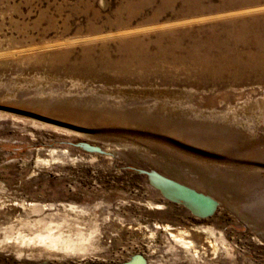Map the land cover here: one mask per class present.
Segmentation results:
<instances>
[{"label": "rangeland", "instance_id": "374dc122", "mask_svg": "<svg viewBox=\"0 0 264 264\" xmlns=\"http://www.w3.org/2000/svg\"><path fill=\"white\" fill-rule=\"evenodd\" d=\"M167 1L0 0V264H264V0Z\"/></svg>", "mask_w": 264, "mask_h": 264}, {"label": "water", "instance_id": "95a60500", "mask_svg": "<svg viewBox=\"0 0 264 264\" xmlns=\"http://www.w3.org/2000/svg\"><path fill=\"white\" fill-rule=\"evenodd\" d=\"M89 149L99 151V149L95 147H89ZM148 175L153 186L157 187L167 199L183 203L199 217L212 215L218 204L217 201L210 196L167 179L155 172H150ZM134 262L146 264V259L142 255L136 254L130 261L124 264H133Z\"/></svg>", "mask_w": 264, "mask_h": 264}, {"label": "bare ground", "instance_id": "6f19581e", "mask_svg": "<svg viewBox=\"0 0 264 264\" xmlns=\"http://www.w3.org/2000/svg\"><path fill=\"white\" fill-rule=\"evenodd\" d=\"M241 1H243V0H237V2H241ZM258 1L259 0H256V1H253V2H249V4H254V3H257ZM173 3H174V0H168L167 3H166V6L167 7H172ZM246 5L247 4H245V3H243V4L242 3L241 4H237V5H235L236 6L235 8H237V7H243V6H246ZM226 7H227L226 4L220 5V9L221 10H227L228 8H226ZM189 11L191 13H194L195 12L192 9H190ZM128 23H129V20H128ZM222 32L219 33L216 36H213V35L206 36V38L210 40V41L207 42V44H210V45L204 49V53L202 55H200L198 58H196V60H192V61H194L192 65H196V66H198L200 68V70H194V72L203 71V70H209L208 65L210 64L211 61H218L219 60V57L222 58V55L219 54V50L221 48H225L223 46V43L226 40V35H223ZM243 33H244V30H243ZM199 47H200V49H202V44H199ZM206 51L210 52V56L207 55ZM159 58L162 59L161 56H159ZM180 64H183L184 66H187L188 65L186 63V61H180ZM155 207L157 209H161V206H159V205H157ZM155 227L156 228H161V229H164V230L171 229L168 225H164V226L156 225ZM183 233L184 232H182V234ZM178 234L179 233L175 234V233L169 232L170 237H172L175 241H179L183 246L189 247V245H187V244H190L191 242L185 241L182 237H179L181 235L180 234L178 235ZM19 240L22 243V242H24L25 238L21 236L19 238ZM30 240H32V239L31 238H28V241H30Z\"/></svg>", "mask_w": 264, "mask_h": 264}, {"label": "flooded vegetation", "instance_id": "af4514ba", "mask_svg": "<svg viewBox=\"0 0 264 264\" xmlns=\"http://www.w3.org/2000/svg\"><path fill=\"white\" fill-rule=\"evenodd\" d=\"M135 254H136V253H135ZM135 254L130 255V257H129L126 261H124V262H122V263L120 262L119 264H124V263L130 261V260L132 259V257H133Z\"/></svg>", "mask_w": 264, "mask_h": 264}]
</instances>
